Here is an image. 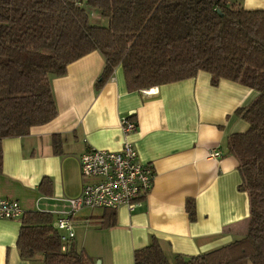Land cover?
I'll return each mask as SVG.
<instances>
[{
  "label": "crops",
  "instance_id": "0c3cea01",
  "mask_svg": "<svg viewBox=\"0 0 264 264\" xmlns=\"http://www.w3.org/2000/svg\"><path fill=\"white\" fill-rule=\"evenodd\" d=\"M236 1L245 9L264 10V0ZM103 65L98 51L69 63L63 75L51 78L55 118L27 135L2 140L0 198L16 200L23 211L49 212L54 225L68 209L66 199L80 194L78 157L90 148L117 151L126 139L138 160L151 166L153 185L135 209H115L112 226L87 223L103 208L75 213L73 241L89 264H134L133 251L152 237L172 261L174 254L196 255L243 235L248 195L238 189V161L226 142L230 134L247 129L234 112L254 100L256 91L226 79L212 85L210 74L199 71L192 78L129 92L119 66L95 89ZM124 118L135 123L126 135ZM210 151L219 155L209 157ZM43 178L50 180L49 189L40 187ZM188 201L194 204L193 220ZM19 226L18 220L0 218V264H42L40 257L19 256Z\"/></svg>",
  "mask_w": 264,
  "mask_h": 264
},
{
  "label": "trees",
  "instance_id": "16d2710c",
  "mask_svg": "<svg viewBox=\"0 0 264 264\" xmlns=\"http://www.w3.org/2000/svg\"><path fill=\"white\" fill-rule=\"evenodd\" d=\"M100 18L107 24L96 22ZM92 51L104 59L95 89L119 66L129 92L199 71L210 74L212 85L226 79L256 91L254 100L234 112L247 129L226 142L238 161V189L248 195L245 233L203 253L174 254L172 261L152 237L133 251V262L264 264V10L245 9L236 0H0V172L2 140L27 135L55 118L51 78ZM56 139L53 135L58 151ZM44 186L49 189V179L41 180ZM186 209L193 220L192 201ZM88 219L100 228L112 226L115 209L103 208ZM18 221L16 248L22 259L89 264L73 239L61 241L49 212L23 211Z\"/></svg>",
  "mask_w": 264,
  "mask_h": 264
},
{
  "label": "built area",
  "instance_id": "2783aa9c",
  "mask_svg": "<svg viewBox=\"0 0 264 264\" xmlns=\"http://www.w3.org/2000/svg\"><path fill=\"white\" fill-rule=\"evenodd\" d=\"M134 128L132 120H121L124 135ZM218 155V152L210 151L208 156ZM78 167L80 194L66 199L68 209L54 222L61 241L73 239L72 218L81 208L117 209L125 206L133 210L140 205L153 185L151 166L138 160L132 143L126 139L117 151L88 149L78 157ZM22 213L23 209L16 200L0 198V218L18 220Z\"/></svg>",
  "mask_w": 264,
  "mask_h": 264
},
{
  "label": "rangeland",
  "instance_id": "374dc122",
  "mask_svg": "<svg viewBox=\"0 0 264 264\" xmlns=\"http://www.w3.org/2000/svg\"><path fill=\"white\" fill-rule=\"evenodd\" d=\"M99 19V18H98ZM91 22H94V20L91 18ZM106 19H104V18H100V21H97L96 20V22H98L99 24H101V25H106L107 23H106ZM99 209L101 210V208H98V209H96L97 211H99ZM84 212H89V209L88 208H85L84 209Z\"/></svg>",
  "mask_w": 264,
  "mask_h": 264
},
{
  "label": "water",
  "instance_id": "95a60500",
  "mask_svg": "<svg viewBox=\"0 0 264 264\" xmlns=\"http://www.w3.org/2000/svg\"><path fill=\"white\" fill-rule=\"evenodd\" d=\"M96 264H98V262Z\"/></svg>",
  "mask_w": 264,
  "mask_h": 264
}]
</instances>
